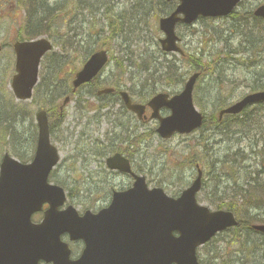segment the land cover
<instances>
[{
  "label": "rangeland",
  "instance_id": "obj_1",
  "mask_svg": "<svg viewBox=\"0 0 264 264\" xmlns=\"http://www.w3.org/2000/svg\"><path fill=\"white\" fill-rule=\"evenodd\" d=\"M48 1L54 3L56 0ZM67 1L80 2V0ZM242 3L233 13V17L200 19L189 27L178 25L177 33L181 36L183 50L196 54L213 53L215 58H221L225 50L238 48L245 35L249 33L247 27L239 26L241 23L238 19L244 18L245 12H253L258 5L264 3V0H243ZM27 6L28 4L22 0H0V43L4 44L0 54V160L6 151L13 157L32 159L34 141L36 142L38 136L36 123L38 109H46L58 114L55 106L58 108L63 101V96L59 93L70 86L73 73L79 70L84 62V58H79V54L91 44L92 40L102 35L103 39H109L108 43H110L105 46L110 48L111 62L102 73L99 83L105 86L109 83L122 90H128L135 101L142 100L139 93L141 84L137 81L146 80L147 84L151 79L150 74L143 72L142 65L137 63L136 59L148 58L154 64L160 63L157 60L163 61L159 59L162 52L159 50L158 39L163 37V33L159 29L158 19L164 15L163 13L169 8L168 5L160 7L155 4V0H100L98 6L101 7L97 14L71 15L70 20L62 21L63 23L50 27L51 30L40 33H47L42 36L50 38L52 42L56 39L60 42L41 65L40 85L33 99L26 102L18 101L11 90L16 60L11 45L14 40L28 36ZM36 15L33 13V16ZM110 23L116 30L112 34L108 33ZM256 32L259 35L257 29L254 33ZM75 34L78 36L70 38ZM262 59L258 58L260 61ZM171 60L177 62V66L183 69L188 66L191 59L188 56L181 57L179 54L173 55L169 61ZM169 61L167 65L170 70H174V66ZM241 61L243 63L244 59ZM125 62L132 68L125 67ZM229 63L230 65L225 67L224 74L203 76L196 86L202 104L195 97L194 101L209 120L219 110L216 107L222 100L226 99L228 104L237 102L251 93L253 86L264 81V79L258 80L264 74V70L256 61L246 67H237L239 64L237 61H229ZM121 67L123 70L120 69ZM165 71L161 70L160 73L163 74ZM173 72L176 73L175 70ZM159 76L156 78L159 79ZM162 79L157 82L159 88H164L163 91L169 94L179 93L184 86L168 84L169 81ZM256 81L258 83H255ZM214 85L222 87H216L213 91L211 88ZM90 92V87H83L80 96L70 101L64 110L66 112L62 123L54 126L50 118L53 124L51 140L58 147L61 155V161L51 174L50 182L65 188L72 195L69 198L70 203L81 212L86 208L92 207L91 209L97 210L108 205L113 190L127 189L131 185L130 176L109 173L105 164L108 155L124 148L132 157L134 171L145 175L151 188H164L166 193L173 197L178 196L196 178L195 163H199L204 171V186L198 199L200 203L213 210L219 205H227L225 201L230 202L232 197H237L233 190L230 191L231 194L230 188H226V176H222L219 158L223 159L228 152L237 151L235 159L241 171L239 173V170L235 169L238 174L234 176L238 177L239 181L251 176L255 177L256 171L262 170L264 107L256 108L249 113L248 118L257 116V121L251 122L246 128L244 126L237 128L240 131L237 132L242 137L239 139V146H234L228 139L226 142V137L223 135L215 139L211 131L206 129L191 135H174L169 140L162 139L156 132L157 120L149 119L146 122L137 119L122 107L121 100L117 96L107 98L109 105L101 109L98 98L90 97ZM206 96H210V99L208 100ZM82 106L94 109L88 112L86 108H81ZM162 114L167 115L168 112L163 111ZM5 123L9 124L10 129L5 127ZM1 128L4 130L2 131ZM255 146L260 152L262 150V157L258 155L256 158L253 149ZM227 149L225 155H221L214 162L211 160L215 153L217 156ZM208 150H213L208 154L209 162L203 160ZM234 168H228L230 176L233 175ZM258 180L264 185V173ZM222 191H225L226 195ZM250 191L253 194L257 192L256 188H251ZM238 201H240L239 205L243 203V208L239 209L242 214L240 219H248L256 215L264 218V209L247 210L248 204L241 202L242 198ZM40 219L41 215L34 216L35 221ZM251 220L252 223L259 222L252 218ZM235 231L240 240L233 237ZM200 251L201 258L206 260L207 264H220L223 259L225 260L223 264H264L261 236L258 234L249 236L243 229L220 233ZM214 256L221 257L216 259Z\"/></svg>",
  "mask_w": 264,
  "mask_h": 264
},
{
  "label": "water",
  "instance_id": "obj_2",
  "mask_svg": "<svg viewBox=\"0 0 264 264\" xmlns=\"http://www.w3.org/2000/svg\"><path fill=\"white\" fill-rule=\"evenodd\" d=\"M239 0H182L175 13L162 20L161 29L166 33L165 45L175 42V25L181 20L179 12L185 14L189 23L199 14L218 16L231 12ZM256 14L264 16V6ZM16 70L12 89L20 100L29 99L38 82L39 64L52 45L47 39L16 43ZM2 47H0L1 52ZM108 53H95L76 75L75 90L91 81L105 66ZM196 75L188 82L180 96L169 100L159 94L149 105L154 108L153 117L161 120L159 133L171 137L176 131L190 133L201 126L203 117L192 102V88ZM111 92L105 89L99 94ZM128 108L141 117L145 107L133 105L128 94L121 93ZM264 98V94L249 95L250 101ZM244 99V100H245ZM66 103L70 99H66ZM172 109L168 118L159 117L162 107ZM234 106L222 111L237 114ZM39 140L36 158L29 165L21 164L8 154L0 165V264H39L40 260L53 264H197L195 246L207 242L215 232L236 225L231 212H210L196 203V192L200 189V177L185 190L178 199H172L160 189L148 190L144 178H138L135 187L114 195L108 210L97 217L89 214L80 218L71 207L64 211L58 208L65 202L64 190L48 184V175L58 162L56 147L50 143L47 112L37 115ZM113 169L129 172L130 165L120 154L108 159ZM49 203L42 224H35L31 216ZM264 233V226H255ZM99 230L105 242L88 243L81 259L70 260L68 245L61 242V235L70 233L71 239L87 237L91 230ZM178 231L180 236L174 237ZM109 233L115 240L111 239Z\"/></svg>",
  "mask_w": 264,
  "mask_h": 264
},
{
  "label": "bare ground",
  "instance_id": "obj_3",
  "mask_svg": "<svg viewBox=\"0 0 264 264\" xmlns=\"http://www.w3.org/2000/svg\"><path fill=\"white\" fill-rule=\"evenodd\" d=\"M167 0H155V4L160 6V7H164L166 4ZM22 2H25L26 4H28L32 9H44L46 11V13H44V15H42L41 10H37V15L33 17L32 20H37L40 19L39 23L41 25L40 29L45 30L48 27H54L57 24L63 23L62 21H67L70 20L71 15H75L78 16V14H85L87 16L90 15H95L100 11V7L98 6L100 3V0H80V2L77 1H73V2H69L67 0H59V1H55L54 3L48 1V0H22ZM241 7V5L237 6L236 11L238 10V8ZM261 8V6H257L254 10V12L259 11ZM55 11H59L56 12L55 14H49V13H53ZM254 12H245L244 18H239V22L241 24H239V26H241L242 28L247 27L249 33L245 35V37L243 38V40L241 41V43L239 44L238 48H229L227 50L224 51V54L221 58H215L214 54H210V53H204L201 52L200 54H196V53H192V52H188L183 50L182 46H181V36L178 34L177 35V39L175 42H170L167 45L164 44V39L163 38H159L158 39V45H159V50L162 52V54L160 55L159 59H162L163 61H159L160 63H152V61L148 58H137L136 62L139 63L140 65H142L143 67V72H146L148 74H150L151 79H149V82H147L146 84V80H138L137 82L141 84V91L139 92L142 96V100L138 101L139 104H145L148 103V101H150L153 98V91L155 88V81L157 80V76H159L161 73V70L168 64V61L172 58L173 55H179L182 52V56L189 59L190 62H188V66L181 69L180 67L177 66V62H175L174 60L169 61L170 63H172V65L174 66V70L176 71V73H179V76L181 75H185V76H181V77H191V75H198V76H206V77H211L214 74H224V72L226 71L225 67L226 65H230L229 61H237L239 62L238 66H243L246 67L249 63L253 64L255 61L256 63H258V65H260L261 69L264 70V16L256 14ZM60 14V15H59ZM163 16L159 17V21H158V25L159 28H161V23L162 20L166 19L167 17V12L163 13ZM42 17H38L41 16ZM62 16V17H61ZM142 21L141 18H138ZM136 24H138V21H136ZM257 27H256V25ZM252 28V30H251ZM257 29V31H259V35L256 33H254V31ZM253 32V33H251ZM79 34V33H78ZM78 34H75L73 36H78ZM104 36H100L99 38H96L94 41L92 40L90 43V45H88L87 47H85L84 51L82 53H80L79 58L83 57L84 59L90 58L91 56H93L97 49L101 46H105L109 42V39H103ZM38 40H41V38H39ZM63 40V39H61ZM60 41L59 40H54V42H51L50 45H52L51 50L53 51L57 45H59ZM4 44L0 43V47L3 46ZM49 52V51H46ZM243 57V58H242ZM258 58H263L261 61L258 60ZM242 59H244L243 63H242ZM126 66L125 67H131V65L127 62H125ZM154 64V66H153ZM124 67V64L122 65ZM121 70H123V68H120ZM181 69V70H180ZM180 71V72H179ZM16 70L14 75H16ZM76 73V71H75ZM13 75V76H14ZM142 76V75H141ZM156 78V79H155ZM264 79V74L262 75V80ZM177 84H181V85H186V83H184L182 80L178 81ZM108 87L110 88L111 92L114 93L116 92L118 89H121L120 87L116 86V85H112L108 83ZM216 87H222V86H212L211 90L214 91V89ZM197 87H193L192 89V93L193 98L195 97V99L198 100L199 103H201L200 99H199V94L197 91ZM210 90V87H209ZM210 90V91H211ZM260 94H264V87L261 88L260 90H258ZM60 96L63 97H69L72 94L71 88L68 89H64V91H62L61 93H59ZM78 96H80V92L77 93ZM208 98V100L210 99V96H206ZM235 104L232 106H236L239 108V112H237V114H233L235 115L234 117H230L228 115L223 116L221 118V129L219 131L218 130V126L216 124V112L215 114H213V116L210 118L209 120V124L214 127V129L217 131L216 132V136L217 137H221L222 135H224L225 133H227L228 130H230L231 128H238L241 127L246 128V126H249V124L251 122H255L257 121L258 117L254 116L251 118H248L249 113L253 110H255L256 108L259 107H264V98H259V100L256 101H250L249 99H243L241 101L234 102ZM202 104V103H201ZM231 106V104L227 103V100H222L221 103H219V105H217V109L219 110H223L226 109V107ZM56 110L59 109L55 106ZM64 115L62 114H57V113H52L51 114V120H53V124L54 126H56V124H60V121H62L64 119ZM241 119V120H240ZM10 122V121H8ZM5 127L7 129H10L9 124L5 123ZM4 127V128H5ZM4 130V129H3ZM2 130V131H3ZM224 137L228 138V141H230L231 143H233L234 146H239V139L242 137L241 134H237V135H224ZM258 148L257 146H255L254 149V154H256V158L258 157V155H260L262 157V150L261 152L256 149ZM213 151V150H208L206 151V156L204 157L203 160H207V162H209V158H208V154ZM218 152H220L218 150ZM228 152V149L224 151L223 154H217L215 153V156H212L213 162L216 161V159L218 157H220L221 155H225ZM1 163V160H0ZM261 165V164H260ZM262 170L260 172L256 171L255 177L251 176L250 178H246L244 181H238L236 180L234 174L230 176L229 172L223 173L222 176L225 177V183H226V188H230L229 192L233 190L234 195L236 194V196L238 194H241L242 192H246L251 190L253 184L257 181V179L260 178V176H262V174L264 173V164L262 163ZM222 193H225V191H222ZM232 194V192H230ZM264 195V190L263 192H256L255 193V197L256 200H258L261 196ZM250 207V205L248 206ZM243 225L246 227L248 226V221H244Z\"/></svg>",
  "mask_w": 264,
  "mask_h": 264
},
{
  "label": "trees",
  "instance_id": "obj_4",
  "mask_svg": "<svg viewBox=\"0 0 264 264\" xmlns=\"http://www.w3.org/2000/svg\"><path fill=\"white\" fill-rule=\"evenodd\" d=\"M31 11H33V10H31ZM31 11L28 10V12H29L28 13V16H27V19L28 20L26 19L27 20V23L26 24H27V35H28V37H34L35 35H38V34H40L42 32H45L46 30H48V28H46L45 30H42L41 31V29H40L41 25L39 23L40 20H32L33 17H34L33 16V13L36 10L33 11V12H31ZM41 12H42V14L46 13V11L44 9H41ZM168 70L171 71L170 68ZM173 74H174V76L177 75V73H175V72H173ZM262 84L263 83H259L258 86H257V88L254 89V90L257 91L258 89L263 88L264 86ZM156 90H157V87L154 88V91H156ZM52 113H54V112H51L50 113V118H51V114ZM207 123H208V121H206L205 125H207ZM216 124H217V126H218L219 129L222 127L221 126V122L218 120V117L216 118ZM237 131H238L237 128H231L230 130L227 131L226 135L228 133H230V132H231L230 135H235L236 133H238ZM234 155L235 154H233V155L228 154V156H225L223 158L224 160H220V162H219L221 164L220 170L223 173H226V172L229 171L228 170V165L231 168L232 167H236L237 169L240 170V167L239 168L237 167V166H239L238 163L236 165L230 164V159L228 157H231V156H234ZM234 173H235V171L233 170V174ZM235 178H236V180H239L238 177H235ZM263 186H264L263 183H261L259 180H257L255 182V184H254V187L252 186V188H256L257 192L258 191L259 192H263ZM249 192H250V194H249ZM238 197H240V198L242 197L244 200H247V202H249L251 205H254V204L257 205L256 208H258V209H263L264 208V206H263L264 205V195L261 196L258 200H256L255 194H253L252 191L249 190V191H246V192H242L241 194H238ZM228 207H229V209H232L233 211H235L237 214L242 215L241 214V211L238 209V207L234 203L230 202V204L228 205ZM240 225H241V227H243L244 226L243 225V222Z\"/></svg>",
  "mask_w": 264,
  "mask_h": 264
}]
</instances>
